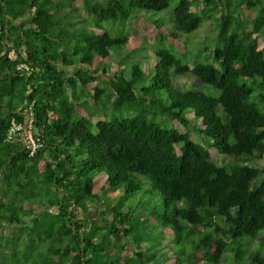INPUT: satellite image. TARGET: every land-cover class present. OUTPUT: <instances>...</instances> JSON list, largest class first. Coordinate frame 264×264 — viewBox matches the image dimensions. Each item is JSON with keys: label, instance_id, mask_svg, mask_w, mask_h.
Wrapping results in <instances>:
<instances>
[{"label": "trees", "instance_id": "1", "mask_svg": "<svg viewBox=\"0 0 264 264\" xmlns=\"http://www.w3.org/2000/svg\"><path fill=\"white\" fill-rule=\"evenodd\" d=\"M171 2L0 0V222L14 234L0 233V264H264V164H245L264 160V96L249 100L264 87V0H178L157 17ZM212 17L215 42L191 59L182 34ZM133 19L148 32L118 31ZM103 202L111 220L89 210Z\"/></svg>", "mask_w": 264, "mask_h": 264}, {"label": "rangeland", "instance_id": "2", "mask_svg": "<svg viewBox=\"0 0 264 264\" xmlns=\"http://www.w3.org/2000/svg\"><path fill=\"white\" fill-rule=\"evenodd\" d=\"M178 0H172L171 4H170V7L167 8L166 10H163L160 14L157 15V17H167V14L166 12L168 10H172V8L174 7V5L177 3ZM203 7V3L202 2H198L196 5H195V12L198 14V15H201V8ZM166 11V12H164ZM164 12V13H163ZM71 13L75 14V18H78L82 15L85 16V11L84 9L82 8V6H79L78 7V10L75 11V10H72ZM142 15L145 16L146 19H149L150 17H152V13H145L143 12ZM214 17L212 18H207V19H204L201 24L199 25V27L197 29H195L194 31H192L191 33H187V34H182V40L184 43V49L188 52V56H189V53L191 55V59H200V60H204V54H205V51H203V46L204 45H207L209 46L210 48L213 46L214 42H215V39H216V34H217V28H216V25L214 23ZM112 28V27H115L113 24H108V28ZM132 28H136L137 30H141V29H145L146 32H148L150 26L148 25H145V24H141L138 20L136 19H133L131 22L128 23V25L126 27H122L120 28L118 31L120 33H123V34H127L130 32V29ZM151 36L148 34V39L150 38ZM258 47L262 50H264V36H259V41H258ZM12 52V51H11ZM11 52L9 54H11ZM144 54H146L145 51L141 52ZM12 55V54H11ZM201 55V57H200ZM139 56H137L138 58ZM14 58V57H12ZM143 57H140L139 59H142ZM116 61L118 62L119 59H116ZM131 61H127L126 59L123 60V64L126 65L127 63H130ZM141 62V61H140ZM108 69H109V73L110 75L112 74V72L114 71V66L113 65H109L108 66ZM129 72L127 71L126 72V75L128 76ZM172 82L173 84L178 87V88H189V87H193L194 89L198 90H202V91H207V90H211L213 91L214 93H217V91L215 89H212L210 88V86L208 85H203L201 84L197 79H195L194 77L192 76H178V75H174L173 78H172ZM264 96V87H261V86H254V91H253V94L250 96L249 100L252 101V102H259V100L261 99V97ZM263 112H264V108L262 109ZM207 140V139H206ZM210 152L212 154V156L214 155L215 157H217L219 159V163L220 164H224L223 162H226L228 160L227 157H222V156H218V154L216 153L217 151L214 150V149H210ZM247 165H255V166H259L261 167L263 164H264V160L262 159H255L253 161H249L247 163H245ZM121 188H117V190L114 192V195L112 192H109L108 189H106V191L102 194L103 198L104 199H107V200H110V198H113V196H115V200L116 199H119V197L121 196ZM110 193V195L112 196H108V194ZM54 194V193H53ZM48 195H45V193L41 190L39 192V194L37 195V199H35L37 202V204H39L41 202V200L45 199V197H47ZM50 196V195H49ZM14 198V197H13ZM10 199L9 197L7 198V200ZM17 199V198H16ZM140 199V198H139ZM138 200V196L136 194H133L131 196H128L127 199H126V206L128 208V206L130 207V205H133L134 207V214L136 216V218L132 221H137V219L139 218V213H140V209L143 210L144 208V201L141 202L143 204H140L139 206H134ZM146 200H150L149 202V205L148 207L150 209H154L155 205L158 204V203H161L162 202V199L160 197V195L158 193H152L149 194V195H146ZM30 201V200H28ZM103 201V200H102ZM32 202V200L30 201ZM19 205V203L17 204ZM101 208V210H103L105 212V215H100L98 213L95 212V210L97 208ZM110 207L111 205H107L105 202L101 203V205L99 206V204H94V205H90L89 206V210L91 212V214L93 215L94 218H97L98 220L101 219V217H105L107 218V220H111L112 218V213L110 212ZM33 208L37 209L36 212H39L40 209L38 208H42L39 206H33ZM43 210V209H41ZM142 212V211H141ZM87 216V214H85ZM0 233H2V235L6 234V236H4L2 239L4 240H7L8 242L10 241L11 243V238L12 236L14 235L12 233V230L10 228V224L7 225L5 224L4 222L1 223L0 222ZM161 234H158L159 237ZM28 240H23L21 241V243L19 244L18 247H16L15 249L17 250V253L16 255H18L19 258L22 257V253H26V254H29V251L28 249H25V246L27 244ZM164 244L168 245V242L170 243H173L174 241L171 240H165L163 241ZM137 248V247H136ZM137 250V249H136ZM152 250V249H151ZM150 250V251H151ZM10 256L11 253L9 252ZM227 254H229V252H227ZM34 257L36 258L37 256L34 255ZM34 257H33V254H31V258L30 259H33L34 260ZM135 261V259H134ZM234 263L235 261L233 260V258H229V259H222L220 264H229V263ZM31 262L29 261H24L22 262V264H30ZM134 264H137V262H135ZM235 264V263H234Z\"/></svg>", "mask_w": 264, "mask_h": 264}, {"label": "built area", "instance_id": "3", "mask_svg": "<svg viewBox=\"0 0 264 264\" xmlns=\"http://www.w3.org/2000/svg\"><path fill=\"white\" fill-rule=\"evenodd\" d=\"M12 54V55H11ZM10 57H14L13 52H11ZM22 67H26L22 65ZM31 121V116H30ZM22 126L18 125L17 123L13 122L12 127L9 130V135L13 134L15 131H18L21 129ZM23 140L25 141V146L30 149V154H33L37 146L39 145L32 136V130H31V123L27 125L26 128H24V131L22 132Z\"/></svg>", "mask_w": 264, "mask_h": 264}]
</instances>
